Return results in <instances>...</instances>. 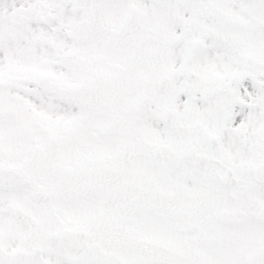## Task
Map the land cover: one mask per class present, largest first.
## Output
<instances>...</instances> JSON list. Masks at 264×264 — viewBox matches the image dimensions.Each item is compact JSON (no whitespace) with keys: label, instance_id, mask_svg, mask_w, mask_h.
Wrapping results in <instances>:
<instances>
[{"label":"snow or ice","instance_id":"6c2138e0","mask_svg":"<svg viewBox=\"0 0 264 264\" xmlns=\"http://www.w3.org/2000/svg\"><path fill=\"white\" fill-rule=\"evenodd\" d=\"M0 264H264V0H0Z\"/></svg>","mask_w":264,"mask_h":264}]
</instances>
